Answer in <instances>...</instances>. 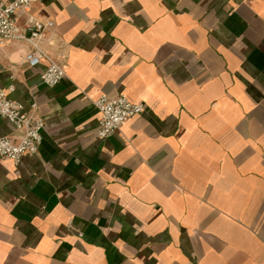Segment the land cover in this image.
Segmentation results:
<instances>
[{
    "label": "crops",
    "instance_id": "crops-1",
    "mask_svg": "<svg viewBox=\"0 0 264 264\" xmlns=\"http://www.w3.org/2000/svg\"><path fill=\"white\" fill-rule=\"evenodd\" d=\"M42 82L25 40L0 84L44 121L0 157V264H264V0H42ZM143 102L107 138L102 93ZM23 131L0 116V137Z\"/></svg>",
    "mask_w": 264,
    "mask_h": 264
},
{
    "label": "built area",
    "instance_id": "built-area-1",
    "mask_svg": "<svg viewBox=\"0 0 264 264\" xmlns=\"http://www.w3.org/2000/svg\"><path fill=\"white\" fill-rule=\"evenodd\" d=\"M39 1L42 0H0V45L13 40L28 41L33 48L26 55L27 61L34 66L47 60L48 65L41 79L46 85L55 86L66 76V70L41 46V41L47 38L54 21L30 16L26 28H23L15 17L18 11H30L32 5ZM1 71L0 65V73ZM12 88L5 89L0 84V116L9 119L23 133L17 141L8 136L0 137V157L18 163L23 156L39 152L43 140L44 121L38 114L36 103H32L31 108L27 110L21 102L10 97ZM94 103L100 113L98 135L101 138L111 136L131 117L144 110L143 102L132 101L124 92L115 95L102 93Z\"/></svg>",
    "mask_w": 264,
    "mask_h": 264
}]
</instances>
